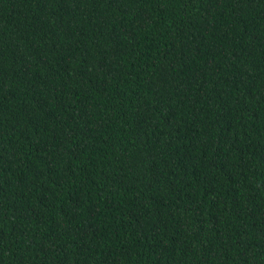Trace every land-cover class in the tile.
Listing matches in <instances>:
<instances>
[{
	"label": "trees",
	"instance_id": "trees-1",
	"mask_svg": "<svg viewBox=\"0 0 264 264\" xmlns=\"http://www.w3.org/2000/svg\"><path fill=\"white\" fill-rule=\"evenodd\" d=\"M0 264H264V0H0Z\"/></svg>",
	"mask_w": 264,
	"mask_h": 264
}]
</instances>
